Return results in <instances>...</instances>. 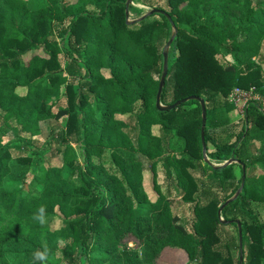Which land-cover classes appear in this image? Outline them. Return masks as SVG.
<instances>
[{
    "label": "trees",
    "instance_id": "16d2710c",
    "mask_svg": "<svg viewBox=\"0 0 264 264\" xmlns=\"http://www.w3.org/2000/svg\"><path fill=\"white\" fill-rule=\"evenodd\" d=\"M125 1L30 10L0 0V264H33L45 246L46 264H138L118 249L128 237L148 264L165 248L182 250L185 264H262L264 113L251 101L233 123L227 97L251 87L264 96V0H139L161 13L129 23ZM170 39L159 102L203 101L207 162L198 100L155 108ZM220 53L235 63L222 65ZM10 161L35 168L26 190L3 186ZM146 163L153 180L163 168L167 186L153 203L140 186ZM41 206L43 226L33 219Z\"/></svg>",
    "mask_w": 264,
    "mask_h": 264
},
{
    "label": "rangeland",
    "instance_id": "374dc122",
    "mask_svg": "<svg viewBox=\"0 0 264 264\" xmlns=\"http://www.w3.org/2000/svg\"><path fill=\"white\" fill-rule=\"evenodd\" d=\"M67 2H75V0H67ZM26 3L28 9L30 10L42 8L43 6L46 5L45 0H26ZM128 8H127V21H133L135 19H138L142 15L147 14L150 11L148 7H145L142 4H140L139 0H131V4L128 6ZM149 16H152V14ZM168 49L169 48H167L165 51L166 54L168 52ZM260 54L264 55V49L260 52ZM217 58L222 65L230 62L235 63V61L233 62V58L229 54L220 53ZM261 72L264 74V65L261 66ZM251 101L252 100L250 98H246L244 100L242 99L234 103L230 95H228L227 102L233 107L229 112L230 121H232L233 123L239 122V120L243 118L244 109ZM254 101L259 102L260 108L262 106L264 108V96L257 95V99ZM49 126L51 128H59L62 127L63 124L50 123ZM43 131L45 132L46 130L43 128ZM19 137L21 138V140H27V138H29L30 136L28 134H20ZM11 138H13V135H11ZM73 148L76 158L78 159L79 162H81L79 150L76 147ZM181 149H182V145L180 143H175L172 146L173 153H178ZM212 150L213 148L211 146H208V151H212ZM9 165L13 166V168L11 169L10 174L3 179V186L8 190H26L28 185V180L33 179L35 173V168L33 167V165H31L26 171L23 172H19L17 170L15 161H10ZM234 172L235 175L237 176L238 168L235 167ZM260 173H261L260 171L257 172V174ZM140 175H141L140 186L146 196V201L149 203L155 202V200L158 197L164 194L167 187L165 183L163 168L160 167L159 165L156 166L155 178L153 180L151 179V171L149 170L148 164L146 163L142 165ZM172 198L174 199V202H178L177 201L178 199L175 195H173ZM143 208L148 210V205L144 206ZM171 210L176 213L179 212L181 214L182 221H186L189 217L188 210L183 208L179 203H175L171 207ZM261 220L264 222V209L261 211ZM229 228L232 232H234L233 228L231 227ZM125 243H126L125 247H118V249L124 250L126 252H132L134 256L132 255L130 256V258H134V260L138 264H148V262L144 257V252L142 248H140V246L137 245L136 241L133 238L128 237L125 240ZM232 254L233 257H236L235 251ZM186 261H187V256L182 250L165 248L161 251L160 255L157 257L155 264H185ZM262 264H264V262Z\"/></svg>",
    "mask_w": 264,
    "mask_h": 264
},
{
    "label": "water",
    "instance_id": "95a60500",
    "mask_svg": "<svg viewBox=\"0 0 264 264\" xmlns=\"http://www.w3.org/2000/svg\"><path fill=\"white\" fill-rule=\"evenodd\" d=\"M130 4H131V0H126L125 1L124 9H125V17H126V19H127V8H128V6ZM153 13H159L160 14L161 12H156V11L151 10L147 14H144L140 18L136 19L135 21L143 20L144 18H146L147 16H149V15H151ZM165 17L168 20L170 26L173 27V25L170 22L168 16H165ZM126 23H129V22L126 20ZM170 42H171V39L165 44L164 49H167L169 47ZM161 69H162V73H161V76H160V79H159V83H158L157 91H156V96H155V108L157 110H159V111H168V110L176 108L180 104H183V103H185V102H187L189 100H198L199 107H200V112H201V127H200V143H201V146H202L201 153H202L203 161L207 162V159L205 158V147L203 145V136H202V129H203L204 122H205L203 101L200 100V99L194 98V97H188V98H184V99L178 100V101L174 102L173 104H171L169 106H161V104L159 102V97H160V92H161V89H162V86H163V80H164V77L166 75V70H167V54L165 52L162 54V68ZM232 163H234V162L231 159H229V160L225 161L223 164L219 165L218 167H225V166H228V165H230ZM242 180H243V168H242L241 183H240L239 189L236 191V193L234 194V196L232 198H230L229 200L225 201V203L218 209V211H217L218 217H219V213H220L221 208L224 205H226L229 201L235 199L236 196L239 194L240 188H241V185H242ZM218 220H219V222L221 224H225V222L222 221L221 218H218ZM237 233H238V246H240V231H239V226L238 225H237ZM239 263H240V258H239Z\"/></svg>",
    "mask_w": 264,
    "mask_h": 264
},
{
    "label": "clouds",
    "instance_id": "9594fccd",
    "mask_svg": "<svg viewBox=\"0 0 264 264\" xmlns=\"http://www.w3.org/2000/svg\"><path fill=\"white\" fill-rule=\"evenodd\" d=\"M33 219L42 226L47 223L46 209L44 206H41L38 209V211L33 215ZM48 256L49 250L46 246L43 250H36L33 253V264H36V261H39L40 264H46Z\"/></svg>",
    "mask_w": 264,
    "mask_h": 264
},
{
    "label": "built area",
    "instance_id": "2783aa9c",
    "mask_svg": "<svg viewBox=\"0 0 264 264\" xmlns=\"http://www.w3.org/2000/svg\"><path fill=\"white\" fill-rule=\"evenodd\" d=\"M264 86H262L261 89H263ZM230 97L231 99L235 102L239 101V100H244L246 98H250L252 101L256 100L257 99V95L260 96L258 93H257V90L253 87L249 88L248 90H240V89H237V88H234L232 89V91L230 92ZM244 107V106H243ZM242 107V109H243ZM264 113V108L263 106L261 107V109Z\"/></svg>",
    "mask_w": 264,
    "mask_h": 264
}]
</instances>
